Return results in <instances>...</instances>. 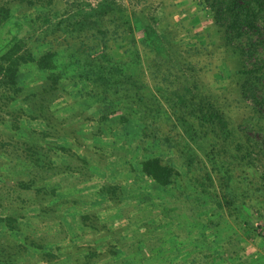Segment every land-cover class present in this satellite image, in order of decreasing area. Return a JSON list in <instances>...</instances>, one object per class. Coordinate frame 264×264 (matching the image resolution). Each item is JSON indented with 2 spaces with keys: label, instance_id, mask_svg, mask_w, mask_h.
Here are the masks:
<instances>
[{
  "label": "rangeland",
  "instance_id": "374dc122",
  "mask_svg": "<svg viewBox=\"0 0 264 264\" xmlns=\"http://www.w3.org/2000/svg\"><path fill=\"white\" fill-rule=\"evenodd\" d=\"M229 1L0 0V56L52 51L61 77L23 65L18 95L0 79V219H12L0 222V264H190L207 251L201 219L216 210L213 195L264 176V5L251 1L259 30L237 38ZM104 10L132 31H113ZM98 28L110 30L104 66L115 70L103 74L133 77L144 114L135 90H97L104 63L88 52L101 49ZM185 87L223 113L226 144L197 127L195 144L176 121L172 92ZM224 150L234 158L229 186L208 160ZM146 157L178 173L168 190L141 176ZM219 224L232 233L230 217Z\"/></svg>",
  "mask_w": 264,
  "mask_h": 264
},
{
  "label": "trees",
  "instance_id": "16d2710c",
  "mask_svg": "<svg viewBox=\"0 0 264 264\" xmlns=\"http://www.w3.org/2000/svg\"><path fill=\"white\" fill-rule=\"evenodd\" d=\"M251 1L253 0L229 1V7L232 9V21L229 27L234 32L236 31L237 38H240L245 33H256L259 30L256 20H253L249 14V7L252 5ZM254 1H257L258 4H262V6L264 5V0ZM220 10L216 12L218 21L222 19V11ZM101 14L103 17L108 18L112 30L116 33L121 30L122 33L132 31L129 21L125 20L124 16L121 14L116 15L115 12L109 10H104ZM227 14L228 13H225L223 18H226ZM7 15L8 13L6 17ZM6 17L4 19H6ZM107 31L110 30L98 28L95 39H97V42L101 45V49L88 52L90 55L99 57L100 61L104 63L102 66H99L102 73H96L95 82L98 84V86H96L97 90H101L100 93L102 92L105 96L107 94L106 90H113L119 97L120 95L123 96V93L127 94L129 90H135L134 96L137 97L139 103H135L134 106L138 107L141 114H144V112H142L144 109H140L142 105L140 102L143 98L138 94L141 87L137 85V81L133 77L127 76L123 78V75L119 73L117 79L112 80L108 75L103 74L104 69L110 72L114 70L113 68L110 69L104 66L108 63V55L106 54L108 48ZM16 49L17 48L13 47L0 56V79L12 89L14 95H18L22 92L20 82V77L22 76L21 69L24 67L23 65L27 66L28 63H32L33 68L38 71L48 73L53 83L61 79L59 73L57 75L54 74L57 71L55 66L56 55L54 52L48 51L39 56L28 54L27 58L19 56L15 59L14 56L17 53L16 51L19 52V50ZM29 67L31 68V65ZM76 79H72V81H74L72 89L82 85L83 80L78 77ZM182 90L183 92L179 93L172 92V115L184 129L189 139L197 144V127L199 133L202 135L201 139L215 137L226 144L227 138L225 135L228 134V122L223 113L217 110L213 103L205 98L196 99L194 96L188 97L187 93H190V89L187 87ZM128 97L129 96H127V98ZM190 119L192 124L188 126V121ZM195 124L196 126H194ZM240 151L239 149V152ZM236 152L238 151L236 150ZM222 154L223 156L220 157L212 153L208 156V160L212 163L213 169L216 170L217 173H222V177L220 178L222 183L226 184L225 186H229L228 183L232 180L229 173L232 172L234 158L227 156L225 150ZM185 159L187 161V167H191L194 157L191 154H185ZM243 159L241 155L239 156V153L235 156V160H239V162L244 161ZM140 174L164 190H168L171 187L173 179L178 175L173 167L162 164L158 157L144 158L140 162ZM208 179L210 180L209 175ZM201 187L202 190H200V193L204 194L205 188L204 186ZM211 202L216 205L215 211H213L212 208H207V213L206 208L201 209V214L205 215L207 213V217L201 219V226L203 228L202 235L204 238L211 236L208 245H206L207 251L204 253L201 251H194L190 256V264H197V261H201L200 264H244L249 257L262 260L264 255L258 250H264V176H257L254 183L242 179L237 183V187H232V189L225 194L223 199L213 195V200H211ZM165 203L168 206L167 200L164 201V206ZM159 205L161 204L159 203ZM225 215L230 217L234 224L232 233L226 236H224L222 231L218 228L221 219H224ZM215 221H217L216 224H214ZM0 222H5L6 226H8L11 224L12 219H0ZM219 245L220 248H218ZM249 249H254V251L247 253V251H250ZM161 255H163V253Z\"/></svg>",
  "mask_w": 264,
  "mask_h": 264
}]
</instances>
